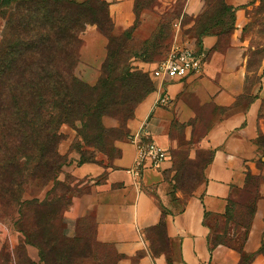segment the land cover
<instances>
[{"label": "crops", "instance_id": "1", "mask_svg": "<svg viewBox=\"0 0 264 264\" xmlns=\"http://www.w3.org/2000/svg\"><path fill=\"white\" fill-rule=\"evenodd\" d=\"M104 1L113 21L114 34L120 35L135 25L136 0ZM226 1L237 8V26H240L244 5L249 0ZM201 6L200 0L187 2L189 10ZM157 23L156 12H142L136 32L149 38ZM81 38V59L76 73L94 82L107 57L109 39L95 23L87 24ZM217 38L215 34L202 37L200 50L206 62L201 73L172 80L153 78L155 88L136 107L128 122L130 134L117 142L120 154L112 165L80 164L74 159L64 166V171L74 177L77 188L64 219L71 226L82 219H91L92 245L98 250L93 264L240 263L241 255L236 249L222 244L210 248V227L205 223V213H224L233 190L245 185L247 172L258 170H255V139L260 100L253 97L247 103L241 101L247 89V63L242 51L235 46L213 49ZM181 43L199 48L195 37ZM165 92L172 102L156 106ZM203 117L208 119L209 126L198 148L210 151L211 158L203 166L202 183L190 195L184 198L179 192L172 193L170 157L159 168H144L139 177L127 171L137 156L134 134L143 125L147 126L151 139L169 150L175 134L174 122L183 123L191 130L192 121ZM162 221L165 237L159 238L154 228ZM1 232V236L6 234L2 226ZM263 241L264 182L244 250L254 253ZM27 249L31 262L39 264L37 249L33 246ZM251 264H264V254H258Z\"/></svg>", "mask_w": 264, "mask_h": 264}, {"label": "rangeland", "instance_id": "2", "mask_svg": "<svg viewBox=\"0 0 264 264\" xmlns=\"http://www.w3.org/2000/svg\"><path fill=\"white\" fill-rule=\"evenodd\" d=\"M200 1L202 3L200 8L189 10L187 8L188 0H140L138 9H143L142 12L151 10L156 12L160 26L157 27V23L153 33L145 39L143 33L136 32L137 23L127 35L111 42L114 56L110 59L109 72L111 73L110 79L113 80L115 86L113 98L122 97L129 101L130 98L138 96L142 90L144 91V85L147 82L145 77L141 78L140 75L123 77L122 69L128 70L129 73L141 72L153 80L151 68L157 60L167 56L175 42L181 43L183 40L193 38L196 31L203 25H213L220 19V24L217 26L218 30L222 29L219 34L220 50L235 46L242 51V58L247 63L249 72L246 80L247 89L241 97V101L247 103L253 97L260 100L259 128L255 139V170H258L250 171L251 179L247 190L235 200L236 215L246 214L248 216L247 208L258 185L260 191L261 184L264 182V0H249L244 5L242 20L239 18L242 21L240 26H237L236 7L230 5L236 8L233 19L230 12H225L219 17L217 5L221 0ZM8 9L10 8L0 7V48L4 55L11 49V47L6 49L9 39L12 37L11 33L13 35L14 32L11 24H14L18 18L14 14V22L8 23L7 18L4 17V12ZM14 13H20V10H15ZM39 14L33 13L38 16ZM58 23V27L61 26L60 20ZM43 26L45 29H49L45 22ZM57 38H60V33L57 34ZM81 41L83 44L82 38ZM22 50L28 53L46 54L50 50L57 51L58 49L44 44L40 48L31 47L22 48ZM80 59L81 54L79 61ZM101 70L102 66L94 82H88L80 77L76 73V68L75 74L86 83L94 85L101 75ZM124 78L125 80L122 81ZM252 91L255 92L251 94ZM10 101L11 98L8 97V102L10 103ZM110 109L111 112L102 116L101 123L107 129H117L121 123L113 115V99ZM192 125V129L187 130L183 123L174 122L172 124L175 134L169 149L170 160H172L171 177L174 180L171 181L172 193L179 192L184 198L202 183L203 166L210 156L208 150L198 148L199 142L209 126L208 119L203 117L200 120L192 121ZM78 127H80L79 121L62 123L60 126L59 131L62 134V139L58 151L64 158V163L57 172L56 180L43 183L40 179L27 177V171L21 165L8 172L0 167V226L4 227L6 231L4 236H1L2 232L0 233L2 242L0 264H6L8 260L7 264H16V261L18 264H33L28 256L27 246L37 249L40 257L39 264H44L43 257L47 260L45 264H65V261L73 262L72 264H80V262L83 264L84 260V264H93V248H83V244L86 245L88 242L90 245V241L93 239L91 219H82L76 226L68 225L64 219L65 207L69 201L70 204L66 208L71 206V198L77 192L74 184L75 179L64 171V166L72 163L74 159H77V163H79L81 158L79 147L93 153L101 163L107 166L112 165L113 159L120 154L117 146L119 140L113 143V147L110 145L104 151L95 150L87 147L78 132ZM127 138L128 136L121 140ZM22 165L26 166V164ZM4 187H7L9 191L4 192ZM247 216H245V220ZM209 223L213 235L222 228L223 224L214 215L209 218ZM5 227L9 229L8 232ZM12 241L15 243L13 244ZM26 241H30V243ZM63 257H67V259H62Z\"/></svg>", "mask_w": 264, "mask_h": 264}, {"label": "trees", "instance_id": "3", "mask_svg": "<svg viewBox=\"0 0 264 264\" xmlns=\"http://www.w3.org/2000/svg\"><path fill=\"white\" fill-rule=\"evenodd\" d=\"M140 3V0L135 1L137 13L135 25L139 24L143 10L138 9ZM0 7L10 8L4 12L8 23L14 22V14L18 16L15 23L11 24L14 32L13 35L11 33L12 37L6 47L11 49L4 55L0 48V167L8 172L21 165L27 171V177L40 179L43 183L56 180L57 172L64 163V158L58 151L62 139L59 131L62 123L79 121L78 132L87 147L100 151L129 136V120L134 116L139 103L154 90L155 85L146 74L129 73L128 70L122 69L123 77L140 75L141 78L145 77L147 82L144 91L142 90L138 96L130 98L129 101L122 97L113 98L115 86L110 79L109 71L110 59L114 56L111 42L127 35L135 25L120 35L114 34L113 21L104 0H0ZM217 8L219 17L225 12H230L232 19L234 18L236 8L228 5L225 0H221ZM15 10H20V13H14ZM33 13L40 14L38 16ZM59 20L61 26L58 27ZM218 20L213 25H203L193 35L199 52H201L202 37L206 34L217 35L218 39L213 49H221L219 34L222 29H217L220 24V19ZM44 22L49 29L44 28ZM91 23L97 24L98 29L109 39L108 54L103 62L101 75L94 85L86 83L75 74L82 44L80 33L87 24ZM159 23L160 21L157 27L160 26ZM58 33L60 38H57ZM44 44L58 50H50L46 54L28 53L22 50V48H40ZM124 80L125 78L122 81ZM8 97L11 98L10 103ZM112 99L113 115L121 123L117 129H107L101 123L102 116L111 112ZM78 150L81 157L80 164L101 163L93 153L90 154L82 147ZM210 158L211 152L208 159ZM250 179L251 172L248 171L245 185L233 190L224 213H205V223L210 227L208 238L210 248L222 244L236 249L241 255L239 264H251L258 254H264V241L254 253H247L244 250L260 196L259 185L247 208L248 216L246 214L237 216L235 213V200L247 190ZM8 191L9 189L4 187V192ZM69 204L70 201L67 206ZM213 215L223 223L222 228L216 231L215 235L209 223V218ZM245 216H247L246 220ZM154 229L159 238L165 237L164 221ZM92 241L90 245L88 242L86 245L83 244V248H93ZM26 242L30 243V241ZM96 251L98 250L93 248L92 261L98 256ZM25 260L27 261V258ZM100 260L101 258L99 262ZM42 261L44 264L47 263L45 257ZM8 262L9 260L6 264ZM84 262L85 260L83 264ZM72 263L65 261V264Z\"/></svg>", "mask_w": 264, "mask_h": 264}, {"label": "built area", "instance_id": "4", "mask_svg": "<svg viewBox=\"0 0 264 264\" xmlns=\"http://www.w3.org/2000/svg\"><path fill=\"white\" fill-rule=\"evenodd\" d=\"M205 54L183 43L175 42L165 58L156 63L151 70L154 79L172 80L201 73L205 65ZM172 102L165 92L156 101V106H167ZM150 132L143 125L135 134L133 141L137 147L135 163L127 171L139 177L144 168H159L170 157V151L150 138Z\"/></svg>", "mask_w": 264, "mask_h": 264}]
</instances>
